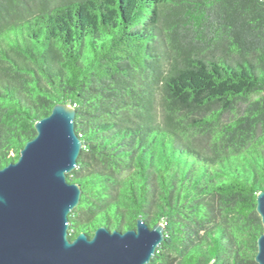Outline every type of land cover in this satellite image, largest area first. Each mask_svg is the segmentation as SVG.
I'll list each match as a JSON object with an SVG mask.
<instances>
[{
  "label": "trees",
  "instance_id": "16d2710c",
  "mask_svg": "<svg viewBox=\"0 0 264 264\" xmlns=\"http://www.w3.org/2000/svg\"><path fill=\"white\" fill-rule=\"evenodd\" d=\"M76 108L70 238L165 224L148 264H259L264 0H0V167Z\"/></svg>",
  "mask_w": 264,
  "mask_h": 264
},
{
  "label": "water",
  "instance_id": "95a60500",
  "mask_svg": "<svg viewBox=\"0 0 264 264\" xmlns=\"http://www.w3.org/2000/svg\"><path fill=\"white\" fill-rule=\"evenodd\" d=\"M76 108L58 102L35 122L37 134L17 160L0 167V264H148L164 241L165 224L139 216L125 230L100 224L70 238L69 213L82 196L68 179L84 146L76 132ZM264 226V189L257 194ZM255 260L264 264V230ZM207 264H216L209 261Z\"/></svg>",
  "mask_w": 264,
  "mask_h": 264
}]
</instances>
